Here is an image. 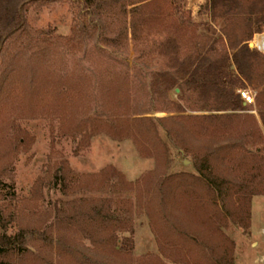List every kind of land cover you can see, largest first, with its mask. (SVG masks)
Returning a JSON list of instances; mask_svg holds the SVG:
<instances>
[{
    "label": "trees",
    "instance_id": "trees-1",
    "mask_svg": "<svg viewBox=\"0 0 264 264\" xmlns=\"http://www.w3.org/2000/svg\"><path fill=\"white\" fill-rule=\"evenodd\" d=\"M145 1L0 0V109L4 111L12 101L21 103L25 98L16 68L21 59H40L55 50L69 55L80 53L88 40H106L111 15L123 21L129 6L133 36L139 20L157 17L169 22L186 40L193 33L190 14L182 12L175 0H151L138 5ZM209 1L212 18L221 20V37L200 49L201 63L210 52L216 57L207 66H200L203 83L188 90L198 94L213 89L210 99L190 105L204 114L131 119L126 109L119 111L121 107L105 105L94 117L85 114L76 124L62 119V124L51 132L49 162L33 182L25 202L17 199L14 184L4 183L6 170H0V197L5 200L0 203V264H52L43 250L54 254L55 264L60 259L68 264H234V244L224 229L231 223L248 234L251 201L264 196L263 138L257 121L241 113L246 107L237 93L240 88L256 91L255 107L264 112V55L248 45L254 35L264 33V0ZM61 2H69L74 10L69 36L56 34L54 28L35 31L28 27L27 11ZM124 35V30L119 31L117 39L109 42L117 44ZM142 76V69L134 68L135 80ZM50 92L45 85L40 101L50 102ZM72 94L68 90L61 93L68 98L65 100L69 107L73 104ZM52 100L57 101L54 97ZM153 102L149 99L148 105L154 106ZM139 108L142 107H135V114L150 110ZM171 121L172 126L166 124ZM261 122L264 127V115ZM132 124L143 132L159 160L153 172L135 182L126 181L113 166L96 174H77L68 166L66 157L54 150L62 138L70 139L74 143L73 155H78L98 134L131 137L138 145L129 129ZM159 127H164L171 145L190 158L195 173L166 174L172 154ZM147 185L149 227L158 255L168 263L155 256L134 260L133 230L121 209L122 203L117 197L100 196L107 187H114L118 192L133 193L139 204ZM52 191L68 200L52 201ZM196 209L201 217L194 219ZM78 235L91 248L80 243Z\"/></svg>",
    "mask_w": 264,
    "mask_h": 264
},
{
    "label": "rangeland",
    "instance_id": "rangeland-1",
    "mask_svg": "<svg viewBox=\"0 0 264 264\" xmlns=\"http://www.w3.org/2000/svg\"><path fill=\"white\" fill-rule=\"evenodd\" d=\"M150 1L146 0L138 5ZM175 1L182 12L190 14L191 23L194 24L193 33L187 40L180 36L174 26L168 25L169 22H163L158 17L151 21L139 20L133 36L129 15L132 6H129L125 20L119 21L115 15H111L107 21L109 33L106 40H88L83 44L81 52L75 55L55 50L40 56V59H21L17 63L18 79L22 82L25 98L21 103L12 101L4 111L0 109V170H6L2 180L4 183L14 184L17 199L25 202L33 182L42 174L43 166L49 162L51 132H55L62 124V119L70 125L76 124L84 119L85 114L94 117L105 105L121 107L119 111L126 109L131 119L154 120L204 114L202 110L190 108V105L210 99L213 89H206L198 94L188 90L203 83L205 79L200 66L203 63L207 66L216 57L215 53L210 52L201 63L198 54L202 47L205 49L221 37V20L212 18L209 0ZM73 12L69 2L52 3L30 9L25 13V18L32 30L54 28L56 34L67 37L73 23ZM122 30L125 35L120 38L119 43L109 42V39H117L116 35ZM136 67L143 71L142 78L139 77L137 81L134 78ZM211 78L206 76L207 80ZM45 85L51 90L48 103L40 101ZM66 90L73 92L71 107L67 106V97L61 95ZM239 91H246L254 98L253 105H247L245 110H240L241 113L252 116L258 123L255 113L261 118L264 112L255 107L256 91L240 88L238 95ZM53 97L56 102H53ZM121 99V103L117 102ZM149 99L155 101L154 106L148 105ZM137 106L142 107L139 109L150 110L135 114ZM166 124L172 126L174 122ZM132 125L129 129L138 145L133 143L131 137L120 139L98 134L90 139L88 148L78 155H73L74 143L70 139L62 138L54 150L66 157L68 166L77 174H96L106 166H113L126 181L135 182L153 172L159 160L155 159L153 148L147 143L143 132L135 124ZM163 128L159 127L160 135L172 154L166 174L195 173L190 158L171 145ZM147 180L150 181L148 177ZM148 189V185L143 188L139 204L136 203L133 193L118 192L114 187H107L100 196L117 197L122 203L121 209L128 215L133 230L134 260H150L155 256L161 262L168 263L158 255V247L149 227ZM49 197L52 201L68 200L58 191H52ZM256 197L264 200L262 195ZM2 202L5 200L0 197V203ZM195 212L197 214L192 217L199 218L198 210ZM226 227L224 234L234 244V264H264V202L253 205L248 234L231 223ZM76 237L85 247L91 248L87 240L80 239V235ZM43 252L55 264L54 254L50 255L46 250ZM59 264L68 263L60 259Z\"/></svg>",
    "mask_w": 264,
    "mask_h": 264
},
{
    "label": "crops",
    "instance_id": "crops-1",
    "mask_svg": "<svg viewBox=\"0 0 264 264\" xmlns=\"http://www.w3.org/2000/svg\"><path fill=\"white\" fill-rule=\"evenodd\" d=\"M252 45H253V48H257L264 55V34L255 35L254 38H253V41H252ZM243 105L245 107H248L244 102H243ZM255 115L257 117L256 119L258 120V124H259V127H260V133L262 135L263 143H264V127L262 125L260 116L257 113H255ZM262 199L263 198H260V197L254 198L253 201H252V209L251 210H253V205L256 202L257 203H260V201L264 202V200H262ZM251 224H252V222H251Z\"/></svg>",
    "mask_w": 264,
    "mask_h": 264
},
{
    "label": "built area",
    "instance_id": "built-area-1",
    "mask_svg": "<svg viewBox=\"0 0 264 264\" xmlns=\"http://www.w3.org/2000/svg\"><path fill=\"white\" fill-rule=\"evenodd\" d=\"M239 95L241 96L242 101L246 105H253L254 98H253V96L251 94H249L246 91H239Z\"/></svg>",
    "mask_w": 264,
    "mask_h": 264
},
{
    "label": "water",
    "instance_id": "water-1",
    "mask_svg": "<svg viewBox=\"0 0 264 264\" xmlns=\"http://www.w3.org/2000/svg\"><path fill=\"white\" fill-rule=\"evenodd\" d=\"M249 46H250V48H251V47H253L252 43H251V44H249Z\"/></svg>",
    "mask_w": 264,
    "mask_h": 264
}]
</instances>
